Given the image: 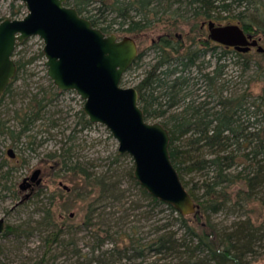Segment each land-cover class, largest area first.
<instances>
[{"label":"trees","instance_id":"obj_1","mask_svg":"<svg viewBox=\"0 0 264 264\" xmlns=\"http://www.w3.org/2000/svg\"><path fill=\"white\" fill-rule=\"evenodd\" d=\"M232 1H236L238 7L242 5L243 9L231 17L242 25L246 33L264 36V0ZM232 1L68 0L66 4L76 8L80 15L106 34L121 32L135 38L159 21V16L164 15L175 17L173 27L177 26V17L186 21L203 17L222 24L221 19L227 16L219 14L230 12ZM12 15H18L14 8ZM190 28V32L201 29L197 23ZM198 38L192 37L190 43L185 44L184 40L169 31V35L156 39L149 47L155 52L154 62L134 85L144 118L162 119L160 123L168 130L171 162L182 184L198 205V212L192 214L194 220L150 195L134 178L132 160L127 166L119 162V158L126 154L116 152L115 159L101 172L94 170L96 165L92 162L90 167L82 162L77 155L79 145L75 132L91 126V123L81 109L76 123L79 129L76 126L73 128L63 141L59 153L46 155L59 164L60 170L69 176L72 186L65 189L66 199L61 204L59 214L61 222L55 224L50 211L46 210L43 219L55 224V229L44 239L45 252L32 264H57L54 251L69 247L71 252L83 259L76 264H247L248 256L257 254L258 248L264 250V86L258 93L244 89L224 95L225 83L219 84L225 67L222 60L229 52L233 53L244 73L251 58L248 52L241 53L222 45L212 46L207 36ZM220 47L222 50L216 56L214 53ZM209 50L213 51L211 55L215 67L207 72H201L200 68L199 72L206 82L208 96L217 98L214 105L206 100L207 94L204 99L199 96L193 98L188 89L197 83H190L193 77L189 75L188 69L204 58ZM40 53L43 54L42 51ZM142 54L133 65L138 63ZM258 54L264 60V53ZM26 63L21 59L16 60L17 72L6 91L0 95V109L3 97L14 95L12 83ZM263 71L264 67L259 62L257 79L264 76ZM57 93L51 85V89L31 94L23 106L13 110L11 118H5L0 111V137L10 138L12 143L19 145L21 138L28 136L26 133L38 121L48 120L49 126L55 127L58 124L53 117L55 112H50L48 106L52 96ZM25 96L23 93L22 97ZM10 120H15L16 125L10 124ZM34 142L30 141L29 144ZM233 168H236L235 172ZM201 172L210 176L187 187L189 181L184 180L183 176ZM124 178L138 190V200L132 201V208H142L146 200L150 208L142 213L152 215L158 208L159 212L167 211L170 217L159 219L164 221L155 225L149 237L143 236L137 225L123 229L128 216L116 215L127 197L126 189L122 186ZM230 185L235 189L229 191ZM200 190H203L202 194L198 193ZM77 200L86 202L88 211L80 225L75 226L70 222V210ZM229 205L247 206V210L231 226L218 227L212 223L210 215ZM94 218H100L101 221L94 223ZM175 221L179 223L181 233L171 228ZM81 225L84 228L92 226L95 230L90 255L75 250L76 241L72 238ZM101 225L105 226L102 228ZM114 226H118L116 231L113 230ZM18 230L19 227L6 223L0 237L17 233ZM114 235L119 236L120 241ZM107 240L111 241V247L103 250V243ZM151 254L155 256L154 259H149ZM168 258L176 261L167 262Z\"/></svg>","mask_w":264,"mask_h":264},{"label":"rangeland","instance_id":"obj_2","mask_svg":"<svg viewBox=\"0 0 264 264\" xmlns=\"http://www.w3.org/2000/svg\"><path fill=\"white\" fill-rule=\"evenodd\" d=\"M232 1V0H228ZM12 5L14 10L18 11L17 16L12 15ZM232 10L230 12L221 13L219 15L227 16L225 19H221L222 24L227 22L237 23L236 19L231 16L243 9V6H237L236 1H232ZM252 8V6H251ZM26 13V8L20 2H13L12 0H0V18H20ZM160 20L156 21L150 28L137 35L134 39L137 44L139 52H142L141 59L136 65H132L123 76V87H133L139 78L144 74V70L154 62L155 52L149 47L152 44V40H155L159 35L172 31V34L181 35V39L185 44H189L192 37L195 39L198 36H206V29H200L198 32H190V27L197 23L200 26L203 17L196 19L185 20L181 17H177L178 22L176 27H173L174 21L172 16L164 15L159 16ZM119 37L127 35V33L113 32ZM259 37V36H256ZM259 43L264 47V36H260ZM214 42H212V46ZM43 47V41L38 36H32L23 44L16 46L13 54L14 60L21 59L23 62H27L24 68H22L17 78L12 83L13 96L6 95L2 100V107L0 111L5 118L12 117L13 110L23 106L31 94L39 93L44 89H51V85L54 86L55 91L59 92L55 96H52V101L48 106L50 112H55L53 117L57 119V125L50 127V122L44 120L38 121L30 131L26 133L28 136L21 138V143H12L10 138L2 139L0 137V218H4L5 222L9 225L19 227L17 233H9L5 237H0V264H19L27 262L28 264L35 263L45 252L44 239L49 232L54 230V225L62 221L60 214L61 204L66 199V190L62 185H66L68 188L72 186L70 178L62 170H60L59 164H56L53 159L48 158L46 155L50 153H59L60 147L65 141L66 137L72 132L76 126L79 129L80 126L76 125L80 118V110L83 107V101L75 93V91L67 90L60 91L53 84L52 80L47 75V68L44 64L45 57L41 54ZM222 47L214 53L216 56L220 53ZM208 51L204 58L197 61L196 65L189 68V75L193 77L190 83L197 81L196 84L188 87L192 92V97L199 96L204 99L206 94V100L210 101L211 105L217 102V98L214 96H208L209 92L206 90V82L201 78L199 69L201 72L212 71L215 67V60ZM43 53V52H42ZM251 58L248 69L242 73V65L237 63V57H233V53L229 52L222 63H225L224 73L219 79V84L225 83L223 90L224 95H228L230 92L237 91L242 92L244 89L252 90L255 93L260 92L261 87L264 86V76L256 77V70L258 69V63L264 67V60L256 52L255 48H251L248 52ZM203 61V62H202ZM200 65V66H199ZM264 75V71H263ZM258 80V81H257ZM25 93L26 96L22 97ZM12 100H14L12 102ZM149 122H160L162 119H148ZM10 124L16 125L15 120H10ZM76 143L79 145L77 148V155L81 161L89 164L91 162L96 165L94 170L101 172L104 171L110 163L115 159V153L117 151V141L112 137L109 130L102 124L91 123V126L81 129L75 132ZM30 141H35L32 145ZM12 148L15 156L11 158L7 154V149ZM127 155V154H126ZM132 159L129 155L119 158V162L125 166L130 164ZM116 164L113 165V167ZM35 169H40V184L35 186V191L40 192L30 199L20 202L23 194L27 191H20L19 184L25 176H30ZM90 170H92L90 168ZM232 171H236L233 168ZM210 174L204 172L191 173L183 176L184 180H188L187 187L192 186L194 182H200ZM122 186L126 189L127 197L123 200V207H120V212L116 215H126L127 224L123 229H128L133 225L140 226L141 234L145 237L151 236L154 231L155 225L164 221L159 220L162 218L170 219L167 211L159 212L156 208L152 215L142 213L143 210H148L150 206L146 200L143 201L142 208H132L131 204L133 200H138V190L133 187L129 180L122 179ZM235 189L233 185L228 186V190ZM203 193V190L198 192ZM119 205V204H118ZM253 207V206H250ZM111 208V209H115ZM46 210H49L52 215L53 223H47L44 218ZM125 210V211H124ZM247 210V206L238 207L229 205L216 213L210 215L212 223L218 227L231 226L237 221ZM87 203L82 200L73 202L70 214L72 220L70 221L75 226L83 221L84 215L87 212ZM126 213V214H125ZM97 212L95 213V215ZM192 221L194 216L192 214L187 215ZM101 221L100 218H94L93 222ZM260 221V220H259ZM105 226V225H103ZM101 225V227L103 228ZM172 229H179V223L177 221L171 224ZM118 226H114L113 230L116 231ZM94 229L81 227L77 229L74 239L76 241V249L80 250L86 255H90L89 252L91 245H93ZM103 234V233H102ZM115 239L120 241L119 236L114 235ZM109 241V242H108ZM111 241L107 240L103 243L102 249H109L111 247ZM69 249V250H68ZM66 250L58 248L54 251L56 254L55 261L57 264H76L78 261H82V257L78 254L71 252V247ZM96 252V251H95ZM257 254L248 256L246 258L247 264H264V250L262 248L257 249ZM90 253V254H89ZM97 253V252H96ZM202 255V254H200ZM153 254L149 259H154ZM52 258V257H51ZM50 258V259H51ZM175 262V259L168 258L166 260Z\"/></svg>","mask_w":264,"mask_h":264},{"label":"water","instance_id":"obj_3","mask_svg":"<svg viewBox=\"0 0 264 264\" xmlns=\"http://www.w3.org/2000/svg\"><path fill=\"white\" fill-rule=\"evenodd\" d=\"M20 2L26 13L20 18L0 21V95L16 75L13 58L18 44L32 36L43 41L47 75L60 91H75L83 101L82 110L92 124L104 125L117 141V151L132 159L134 178L147 192L178 213L198 212V205L182 184L169 155V133L160 122L144 118L138 104V91L123 87L125 72L138 56L130 35L106 34L80 15L68 0H12ZM208 38L241 53L251 48L264 53L260 37L246 33L240 23H207ZM12 157V148L8 149ZM40 169L27 179L36 181ZM64 189H68L63 185ZM24 189L23 183L20 186ZM6 222L0 218V236Z\"/></svg>","mask_w":264,"mask_h":264},{"label":"flooded vegetation","instance_id":"obj_4","mask_svg":"<svg viewBox=\"0 0 264 264\" xmlns=\"http://www.w3.org/2000/svg\"><path fill=\"white\" fill-rule=\"evenodd\" d=\"M175 21V20H174ZM173 21V22H174ZM209 21H212V22H214L215 24H221V23H219V22H217V21H215V20H213V19H203L202 21H201V23H200V28L201 29H206V31H207V34H206V36L208 37V29H207V23L209 22ZM177 24H178V22H177ZM172 25H173V23H172ZM166 35H169V32H167V33H165ZM165 34H162V35H165ZM162 35H159L156 39H158V38H160ZM175 35L176 36H178V38H180L181 39V35H179V34H176L175 33ZM198 38V37H197ZM155 39V40H156ZM199 39V38H198ZM205 39V38H204ZM155 40H152V42H154ZM209 41L212 43V42H214V41H212L211 39H209ZM214 45H220L219 43H217V42H214ZM232 48V47H231ZM138 49V48H137ZM142 54V52H139L138 51V56H137V59H138V57L140 56ZM136 59V60H137ZM9 149V148H8ZM8 149H7V154L9 155V153H8ZM12 153H13V156L11 157L10 155V157L11 158H14V156H15V154H14V152H13V150H12ZM33 173V172H32ZM31 173V174H32ZM40 174V173H39ZM31 176V175H30ZM30 176H25L24 178H26V177H30ZM23 178V179H24ZM38 178H39V176H38ZM23 179H22V181H21V183L19 184V190L20 191H27L28 190V192L27 193H25V194H23V196H22V198L20 199L21 201L20 202H22V201H24V200H27V199H30V198H32L33 196H35V195H37L39 192H40V190H37V191H35V186H37V185H39L40 184V182L37 184L36 183V181H31V180H29V179H27V181L26 182H23ZM40 179V178H39ZM23 183V186H24V189H22L20 186H21V184ZM60 185V184H59Z\"/></svg>","mask_w":264,"mask_h":264}]
</instances>
